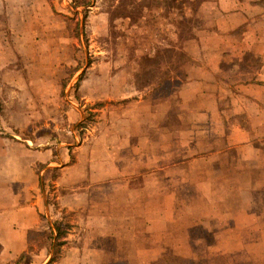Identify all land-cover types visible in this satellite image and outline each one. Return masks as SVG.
Instances as JSON below:
<instances>
[{"label": "rangeland", "instance_id": "374dc122", "mask_svg": "<svg viewBox=\"0 0 264 264\" xmlns=\"http://www.w3.org/2000/svg\"><path fill=\"white\" fill-rule=\"evenodd\" d=\"M200 1L0 0V158L15 170L26 145L50 150L59 165L75 159L81 184L57 192L44 183L47 204L54 209L56 197L84 190L81 202L89 207L79 221L94 226L108 218L105 231L130 257L149 238L141 211L157 221L160 206L180 230L221 217L218 202L227 189L236 191L231 202L240 206L252 183L247 166L221 180L248 153L224 148L220 119L194 118L193 106H182L183 99L196 98L188 95L192 88L211 90L190 84L194 60H202L190 35L215 19ZM196 38L209 39L205 33ZM193 103L199 111L212 109L205 98ZM220 111L229 118L228 99ZM174 178L190 187H177ZM92 228L81 233L95 235ZM174 263L182 261H164Z\"/></svg>", "mask_w": 264, "mask_h": 264}, {"label": "crops", "instance_id": "0c3cea01", "mask_svg": "<svg viewBox=\"0 0 264 264\" xmlns=\"http://www.w3.org/2000/svg\"><path fill=\"white\" fill-rule=\"evenodd\" d=\"M263 1H200L207 12L215 13V19L210 24L211 28L206 26L207 30L190 33L195 37L197 51L202 57L201 63L198 58L194 60L193 70L197 74H192L190 84L206 85L211 90L192 88L188 95L196 98L183 99V103L181 99L182 106H193L189 112L192 117L208 121L220 119L225 126L224 148H238L248 153L238 158L231 166L232 173L226 170L221 179L232 180L234 174L241 175L246 166L249 168L252 173L245 176L252 183L244 189V203L233 206L231 198L239 195L233 194L236 192L233 188L227 189L218 202L221 217L213 220L216 216H207L180 230H174L179 222L165 220L164 209L160 206L157 221L141 211L139 216L145 218L143 232L149 238L137 243L140 247L130 257L123 252L122 243L119 246L118 237L105 231L108 228L105 215L102 214L106 220L101 218L94 226L89 221H79V214L89 207L81 202L84 190L72 189L68 192L72 199L68 194L56 197L54 209L47 204L44 183L57 192L60 188L63 192L69 185L81 184L83 179L77 173L76 160L59 165L53 160L50 150L39 152L21 145V153L15 158V170L8 168V163L2 156L0 158V264H48L52 253L47 245L29 251L28 241L31 233L54 231V226L64 228L66 233L63 238L65 245L61 247L65 250L63 252L60 248L62 254H58L52 264H164L165 259L182 261L181 264H264ZM203 33L209 37L205 42L196 38ZM182 49L189 53L186 47ZM180 96H185V93ZM204 98L211 103L212 109L199 111L198 104L193 101H203ZM223 99H228L230 105V116L226 120L220 111ZM54 169H57L58 176L50 181L49 175ZM211 178L216 179V174L206 178L207 184ZM173 180L177 187H190L176 178ZM166 194L171 195V192ZM172 195L178 193L174 191ZM209 195L208 191L205 197L211 210L215 201ZM151 196V191L147 190L146 197ZM210 210V215H213ZM84 227H94L92 230L96 234L84 235L81 233ZM130 228L134 229L126 227ZM134 237L132 244L136 243ZM105 241L112 243L110 247L104 246Z\"/></svg>", "mask_w": 264, "mask_h": 264}, {"label": "trees", "instance_id": "16d2710c", "mask_svg": "<svg viewBox=\"0 0 264 264\" xmlns=\"http://www.w3.org/2000/svg\"><path fill=\"white\" fill-rule=\"evenodd\" d=\"M83 126V125H82ZM65 229L54 226V231L48 229L45 233H31L29 239L28 250L40 249L43 246L48 247L49 252L52 253L48 264H52L58 258L59 249L65 245L63 238L65 236Z\"/></svg>", "mask_w": 264, "mask_h": 264}]
</instances>
